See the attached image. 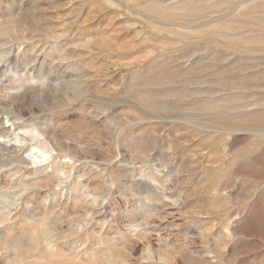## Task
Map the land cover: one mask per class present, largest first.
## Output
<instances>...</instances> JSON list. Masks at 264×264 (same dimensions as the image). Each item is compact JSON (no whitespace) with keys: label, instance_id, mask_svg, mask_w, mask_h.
Masks as SVG:
<instances>
[{"label":"rangeland","instance_id":"374dc122","mask_svg":"<svg viewBox=\"0 0 264 264\" xmlns=\"http://www.w3.org/2000/svg\"><path fill=\"white\" fill-rule=\"evenodd\" d=\"M1 101L0 264H264V0H0Z\"/></svg>","mask_w":264,"mask_h":264},{"label":"bare ground","instance_id":"6f19581e","mask_svg":"<svg viewBox=\"0 0 264 264\" xmlns=\"http://www.w3.org/2000/svg\"><path fill=\"white\" fill-rule=\"evenodd\" d=\"M4 28V27H3ZM26 89V88H25ZM35 91V90H34ZM24 95V94H23ZM9 103V102H8ZM0 108L4 109L5 112L7 111L8 107H7V104L4 102V101H1L0 102ZM14 110V109H13ZM22 116V115H21ZM13 117V116H12ZM8 119V122H10V126L13 128L15 127L14 124L11 123V117H7ZM15 119V118H14ZM35 132L36 133H42L41 130H39V128H35ZM10 129H6L5 126H2L1 123H0V137H3V138H6V137H9V134H10ZM55 141V140H54ZM45 142L50 144L51 147H53L51 141L49 140V137H45ZM55 145V144H54ZM19 148V151H21L23 149V147L21 145H13V144H10V145H5V144H0V151H3L5 152L6 154V158L3 159L1 156H0V166H4V165H7V161H10V160H15V159H18L17 157H14L13 154L16 153V152H19L17 151V149ZM27 148V147H26ZM58 148V146H57ZM60 148V147H59ZM54 149V147H53ZM55 150V149H54ZM59 151L61 149H58ZM27 153V152H26ZM29 156L28 155H24L20 158V160L22 162H27L29 160L28 158ZM34 157H31V159L33 160ZM33 162V161H31ZM47 164V163H46ZM43 166V165H42Z\"/></svg>","mask_w":264,"mask_h":264}]
</instances>
